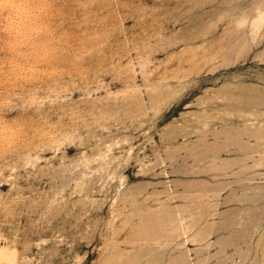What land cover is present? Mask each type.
I'll return each mask as SVG.
<instances>
[{
  "label": "rangeland",
  "instance_id": "rangeland-1",
  "mask_svg": "<svg viewBox=\"0 0 264 264\" xmlns=\"http://www.w3.org/2000/svg\"><path fill=\"white\" fill-rule=\"evenodd\" d=\"M0 264H264V0H0Z\"/></svg>",
  "mask_w": 264,
  "mask_h": 264
}]
</instances>
